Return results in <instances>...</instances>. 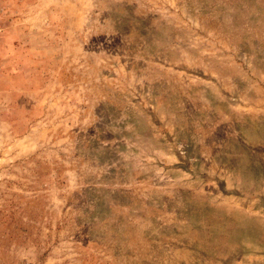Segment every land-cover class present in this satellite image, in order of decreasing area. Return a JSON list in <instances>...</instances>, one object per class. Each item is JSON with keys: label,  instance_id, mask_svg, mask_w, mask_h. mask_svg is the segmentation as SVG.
<instances>
[{"label": "rangeland", "instance_id": "374dc122", "mask_svg": "<svg viewBox=\"0 0 264 264\" xmlns=\"http://www.w3.org/2000/svg\"><path fill=\"white\" fill-rule=\"evenodd\" d=\"M0 264H264V0H0Z\"/></svg>", "mask_w": 264, "mask_h": 264}]
</instances>
